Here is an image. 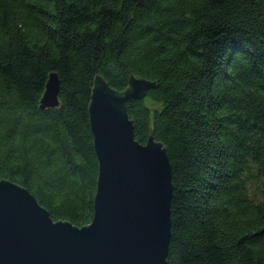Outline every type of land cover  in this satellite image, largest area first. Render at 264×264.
Listing matches in <instances>:
<instances>
[{"label": "trees", "instance_id": "16d2710c", "mask_svg": "<svg viewBox=\"0 0 264 264\" xmlns=\"http://www.w3.org/2000/svg\"><path fill=\"white\" fill-rule=\"evenodd\" d=\"M130 74L158 80L127 110L171 165L167 264H264V0H0V180L90 224L94 78Z\"/></svg>", "mask_w": 264, "mask_h": 264}, {"label": "water", "instance_id": "95a60500", "mask_svg": "<svg viewBox=\"0 0 264 264\" xmlns=\"http://www.w3.org/2000/svg\"><path fill=\"white\" fill-rule=\"evenodd\" d=\"M157 81L130 74L119 92L95 75L88 117L98 171L90 224L54 221L27 189L0 180V264H167L171 165L151 129L145 144L135 141L127 110ZM58 93L51 73L39 108L57 107Z\"/></svg>", "mask_w": 264, "mask_h": 264}]
</instances>
